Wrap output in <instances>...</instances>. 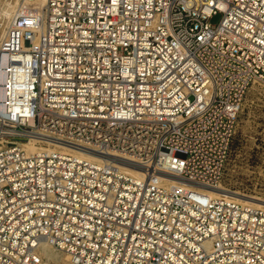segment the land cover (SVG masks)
<instances>
[{"label":"built area","instance_id":"built-area-1","mask_svg":"<svg viewBox=\"0 0 264 264\" xmlns=\"http://www.w3.org/2000/svg\"><path fill=\"white\" fill-rule=\"evenodd\" d=\"M9 7L0 264H55L45 247L67 264H264V208L166 178L222 186L244 99L264 86V0Z\"/></svg>","mask_w":264,"mask_h":264},{"label":"rangeland","instance_id":"rangeland-1","mask_svg":"<svg viewBox=\"0 0 264 264\" xmlns=\"http://www.w3.org/2000/svg\"><path fill=\"white\" fill-rule=\"evenodd\" d=\"M8 2L10 0H0V10L8 9ZM221 19V14L215 15L211 23L218 25ZM175 180L191 187L264 204V86H254L244 99L222 186L212 189L186 183L179 178Z\"/></svg>","mask_w":264,"mask_h":264},{"label":"bare ground","instance_id":"bare-ground-1","mask_svg":"<svg viewBox=\"0 0 264 264\" xmlns=\"http://www.w3.org/2000/svg\"><path fill=\"white\" fill-rule=\"evenodd\" d=\"M45 2V0H40V5H42L43 3ZM9 3V2H8ZM14 9L9 7L8 9H1L0 10V29H1V26L2 29H6L9 25V22H10V18H11V15L13 13ZM2 34V33H1ZM1 34H0V38H1ZM57 146L56 148L62 150V151H65V152H68V153H72L73 155L77 156V157H80V158H84V159H87V160H91V161H103V160H106L105 158L91 152V151H88V150H84V149H75L73 147H69V146H66V145H61V144H58V143H55ZM31 150H34V147L31 146ZM122 164L123 167L127 168L128 170H130V172L135 175V176H138V177H141L142 176V172L143 170L139 167V166H136L135 164H131L130 162H120ZM167 180H169L171 183H173L174 185L178 186V187H181V188H184V189H188V188H194V187H191L190 185H186V184H180L179 182H177L175 180V177H171V176H167L166 177ZM181 179V178H179ZM183 180V179H181ZM185 181V180H183ZM186 183H190L188 181H185ZM190 184H193V183H190ZM196 185V184H194ZM197 186H201V185H197ZM206 187V186H204ZM197 189H200V188H197ZM206 193H208L209 195L213 196V197H216V198H224V199H228V200H235V201H239V202H246V203H249V204H252L254 206H257V207H261V208H264V204H260V203H257L255 201H249L245 198H240V197H235V196H232V195H224L223 193L221 192H216V191H211V190H203V189H200ZM221 191H225V190H221ZM42 254L49 260V261H52L53 263L55 264H58L59 262H63L65 264L68 263L69 261V258L66 257V256H62L61 254H59L58 252L54 251V250H51L49 247H45L42 251Z\"/></svg>","mask_w":264,"mask_h":264}]
</instances>
